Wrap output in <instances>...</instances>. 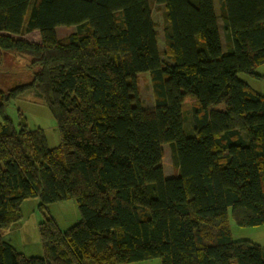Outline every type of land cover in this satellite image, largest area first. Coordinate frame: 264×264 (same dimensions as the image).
<instances>
[{
	"label": "trees",
	"instance_id": "obj_1",
	"mask_svg": "<svg viewBox=\"0 0 264 264\" xmlns=\"http://www.w3.org/2000/svg\"><path fill=\"white\" fill-rule=\"evenodd\" d=\"M153 1L166 7L164 53ZM58 27L78 31L59 39ZM35 31L40 43L18 37ZM0 50L35 69L29 84L0 91V264H264V248L234 240L229 224L264 225V96L238 76L262 78L264 0H0ZM142 73L152 108L141 103ZM30 91L57 121L55 149L25 116L17 130L6 115ZM33 198L42 211L75 200L81 213L67 230L39 224L43 257L3 239Z\"/></svg>",
	"mask_w": 264,
	"mask_h": 264
},
{
	"label": "rangeland",
	"instance_id": "obj_2",
	"mask_svg": "<svg viewBox=\"0 0 264 264\" xmlns=\"http://www.w3.org/2000/svg\"><path fill=\"white\" fill-rule=\"evenodd\" d=\"M215 9L218 16L219 28L222 36L224 49H228V38L224 22L221 18V7L215 2ZM153 19L157 24L159 32L158 44L162 53L166 52L164 37V26L166 25V7L165 5L152 2ZM78 31L76 27H58L56 33L59 39L67 38ZM22 37L28 41L41 42L40 32L35 31L24 34ZM33 59L26 55H19L9 51L0 50V91L7 92L18 86L29 84L33 81L35 69L32 67ZM255 73L262 78H255L245 73L238 76L246 82L251 90L261 96H264V64L255 69ZM138 87L141 103L145 108L155 106V96L152 77L149 73L138 75ZM196 101H188L183 106L185 113V129L187 135L194 133L195 117L194 108ZM6 115L12 120L15 128L20 129L21 116L27 119V125L30 130L42 129L46 136L47 146L50 149L57 148L61 143V137L58 124L48 106L42 101L41 97L35 92L30 91L12 100L6 107ZM164 169L167 176L174 172L171 159V151L168 145L164 146ZM39 198L26 200L22 204V219L13 224L11 228L4 231V241L11 244L19 253L27 257H43L44 248L40 239L39 224L45 218H53L62 230H67L75 226L81 220V213L75 200L60 201L48 205L44 211L40 207ZM229 224L234 240H249L264 248V225L256 227L238 226L232 217L229 218ZM130 264H162L160 259H151L147 261Z\"/></svg>",
	"mask_w": 264,
	"mask_h": 264
},
{
	"label": "crops",
	"instance_id": "obj_3",
	"mask_svg": "<svg viewBox=\"0 0 264 264\" xmlns=\"http://www.w3.org/2000/svg\"><path fill=\"white\" fill-rule=\"evenodd\" d=\"M174 172H175V170H174ZM165 175H166V177H167V178H171V177H174V176H176V172H175V173H173L171 176H167V174H166V172H165Z\"/></svg>",
	"mask_w": 264,
	"mask_h": 264
}]
</instances>
